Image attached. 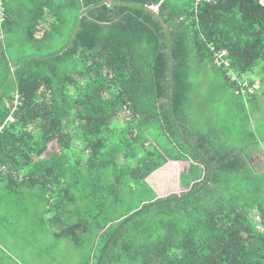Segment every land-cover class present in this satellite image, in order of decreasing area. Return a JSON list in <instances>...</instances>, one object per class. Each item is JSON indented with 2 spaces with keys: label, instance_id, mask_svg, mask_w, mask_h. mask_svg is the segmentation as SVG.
<instances>
[{
  "label": "trees",
  "instance_id": "obj_1",
  "mask_svg": "<svg viewBox=\"0 0 264 264\" xmlns=\"http://www.w3.org/2000/svg\"><path fill=\"white\" fill-rule=\"evenodd\" d=\"M2 6L0 208L50 201L84 264H264V0Z\"/></svg>",
  "mask_w": 264,
  "mask_h": 264
},
{
  "label": "rangeland",
  "instance_id": "obj_2",
  "mask_svg": "<svg viewBox=\"0 0 264 264\" xmlns=\"http://www.w3.org/2000/svg\"><path fill=\"white\" fill-rule=\"evenodd\" d=\"M179 171L180 163L176 162L168 164L163 173L156 174L160 179H164L163 182H158L159 186L154 182L160 195L181 191ZM33 200V204L29 205L24 213L17 212L19 208L10 207L8 203L1 206V215L12 222L3 223L8 227L0 226V246L5 247L13 258L23 264H33L28 263L32 255H38L39 264H84L87 249L78 244L75 246L70 236H55V232L59 233L60 230L57 224L49 222L48 218L52 212L47 218H43L40 203ZM5 261L7 260L0 263L5 264Z\"/></svg>",
  "mask_w": 264,
  "mask_h": 264
},
{
  "label": "crops",
  "instance_id": "obj_3",
  "mask_svg": "<svg viewBox=\"0 0 264 264\" xmlns=\"http://www.w3.org/2000/svg\"><path fill=\"white\" fill-rule=\"evenodd\" d=\"M177 161H173V162H170V161H168L163 167H161L160 169H158V170H156L155 172H153L151 175H149L148 177H147V182H148V184L151 186V187H153L157 192H158V194H159V191H158V189L156 188V185L154 184V182L157 184V186H159V183L158 182H163V180L164 179H160L159 178V176H157L156 174L158 173H161L163 170H164V168L165 167H167V165L168 164H171V163H176ZM178 163V162H177ZM161 169H163V170H161ZM163 173V172H162ZM162 180V181H161ZM160 195V194H159ZM5 204L6 203H8L7 201L6 202H4ZM35 203V202H34ZM49 203H50V201L48 202H44L42 205H40L39 207H40V209H41V216L44 218V217H48V215H49V213H50V211H49ZM33 204V200H27V199H23V200H20V202L18 203V204H15V206H13V205H11L10 207H18L19 209H18V211L17 212H26V208L27 207H29V205H32ZM53 214H57L55 211L54 212H52V215L48 218L49 219V222L51 223L52 221H51V218L53 217ZM26 216V215H25ZM3 221L5 222V223H9V224H11V222H12V220L11 221H8V220H6V218L3 216ZM20 219V218H19ZM42 219V218H41ZM18 220V219H17ZM60 222V221H59ZM58 226H59V230H60V228H61V226L59 225V223L57 224ZM57 233V232H56ZM56 233H55V236H56ZM0 250H1V252H0V261H2V260H7V261H5V262H3V263H5V264H23L22 262H20L18 259H16L15 257L13 258L11 255V253H9L6 249H5V247L3 248V246L1 245L0 246ZM9 254H8V253ZM1 253H3V254H1ZM11 254V255H10ZM6 255H10V259H7L6 258ZM28 263H33V264H39V261H38V259L36 258V256H31V260L28 262ZM0 264H2V263H0Z\"/></svg>",
  "mask_w": 264,
  "mask_h": 264
},
{
  "label": "built area",
  "instance_id": "obj_4",
  "mask_svg": "<svg viewBox=\"0 0 264 264\" xmlns=\"http://www.w3.org/2000/svg\"><path fill=\"white\" fill-rule=\"evenodd\" d=\"M0 15H1V17L3 16L2 0H0ZM16 96H17V95H16ZM14 101H15L16 104L18 103V100L15 99ZM9 120H10V121H13V120H14V118H13L12 115L9 117ZM0 131H1V129H0Z\"/></svg>",
  "mask_w": 264,
  "mask_h": 264
}]
</instances>
